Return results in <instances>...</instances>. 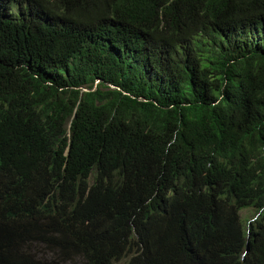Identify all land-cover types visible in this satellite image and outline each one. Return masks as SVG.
<instances>
[{
	"label": "trees",
	"instance_id": "1",
	"mask_svg": "<svg viewBox=\"0 0 264 264\" xmlns=\"http://www.w3.org/2000/svg\"><path fill=\"white\" fill-rule=\"evenodd\" d=\"M128 256L264 264V0H0V264Z\"/></svg>",
	"mask_w": 264,
	"mask_h": 264
},
{
	"label": "rangeland",
	"instance_id": "2",
	"mask_svg": "<svg viewBox=\"0 0 264 264\" xmlns=\"http://www.w3.org/2000/svg\"><path fill=\"white\" fill-rule=\"evenodd\" d=\"M14 14H15V16L19 15L17 8L14 11ZM256 213H257L256 209L253 207H250V208L242 209L240 212V215H241V218L244 219L245 221H247V220L251 221L255 217ZM245 221H243L244 224H247V222H245ZM128 260H129V257H126V258H123L121 260L116 261L115 264H127Z\"/></svg>",
	"mask_w": 264,
	"mask_h": 264
},
{
	"label": "clouds",
	"instance_id": "3",
	"mask_svg": "<svg viewBox=\"0 0 264 264\" xmlns=\"http://www.w3.org/2000/svg\"><path fill=\"white\" fill-rule=\"evenodd\" d=\"M241 212V211H240ZM248 222V221H247ZM248 252V244H247V248H246V251H245V253H244V255L246 254ZM129 257V256H128ZM124 258H126V257H124ZM129 259H130V257H129ZM129 261V260H128ZM127 264H128V262H127Z\"/></svg>",
	"mask_w": 264,
	"mask_h": 264
}]
</instances>
